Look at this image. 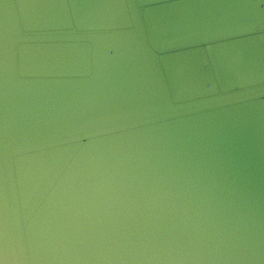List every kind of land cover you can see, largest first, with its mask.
I'll use <instances>...</instances> for the list:
<instances>
[{
	"label": "clouds",
	"instance_id": "1",
	"mask_svg": "<svg viewBox=\"0 0 264 264\" xmlns=\"http://www.w3.org/2000/svg\"><path fill=\"white\" fill-rule=\"evenodd\" d=\"M0 264H264V0H0Z\"/></svg>",
	"mask_w": 264,
	"mask_h": 264
}]
</instances>
